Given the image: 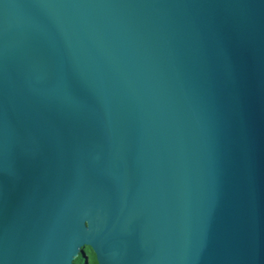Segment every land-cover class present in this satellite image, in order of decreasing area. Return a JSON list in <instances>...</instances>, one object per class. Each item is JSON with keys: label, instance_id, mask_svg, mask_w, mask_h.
Wrapping results in <instances>:
<instances>
[{"label": "water", "instance_id": "water-1", "mask_svg": "<svg viewBox=\"0 0 264 264\" xmlns=\"http://www.w3.org/2000/svg\"><path fill=\"white\" fill-rule=\"evenodd\" d=\"M86 247L264 264V0H0V264Z\"/></svg>", "mask_w": 264, "mask_h": 264}, {"label": "trees", "instance_id": "trees-1", "mask_svg": "<svg viewBox=\"0 0 264 264\" xmlns=\"http://www.w3.org/2000/svg\"><path fill=\"white\" fill-rule=\"evenodd\" d=\"M92 252V253H90ZM92 254V256H94V259L91 261V259L89 260L88 264H98L95 258V254L93 255V251L90 247H86L83 249V252L76 258L75 262L77 264H85V259H86V255H88L89 257L91 256L90 254ZM93 262V263H92Z\"/></svg>", "mask_w": 264, "mask_h": 264}, {"label": "rangeland", "instance_id": "rangeland-1", "mask_svg": "<svg viewBox=\"0 0 264 264\" xmlns=\"http://www.w3.org/2000/svg\"><path fill=\"white\" fill-rule=\"evenodd\" d=\"M90 253H92V252H90ZM89 253V254H90ZM91 256L89 257L88 255H86L87 256V258H88V261L91 259V261L94 259V256H92V254H90ZM93 255H94V253H93ZM96 258V257H95ZM93 263V262H92ZM94 264V263H93Z\"/></svg>", "mask_w": 264, "mask_h": 264}]
</instances>
